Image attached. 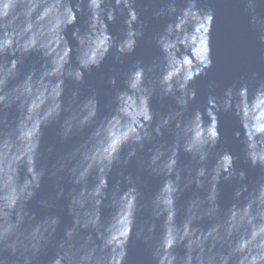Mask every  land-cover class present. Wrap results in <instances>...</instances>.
Segmentation results:
<instances>
[{
    "label": "clouds",
    "instance_id": "9594fccd",
    "mask_svg": "<svg viewBox=\"0 0 264 264\" xmlns=\"http://www.w3.org/2000/svg\"><path fill=\"white\" fill-rule=\"evenodd\" d=\"M143 2L165 22L152 37L160 55L147 64L136 60L123 88L116 76L108 78L112 107L98 119L96 94L83 95L79 85L110 53L118 62L134 53L146 27L138 0H0V264H39L50 247L48 264H125L133 233L148 247L153 264H264V77L252 73L222 96L208 95L203 111H189L197 95L193 81L213 64L215 9L202 7V0ZM234 2L264 54V0ZM78 14L83 25L77 24ZM118 18L122 28L113 36L109 24ZM33 54L39 65L21 73ZM66 82L74 85L68 95ZM154 97L171 98L175 106L154 112ZM221 112L239 122L242 132L234 135L244 160L261 170L253 181L235 166L238 157L216 151ZM53 124L61 141L91 131L49 170L40 165L41 141L43 129ZM181 153L188 164L181 163ZM134 158L162 177L143 203L139 178L125 175ZM115 168L120 171L113 177ZM46 174L55 180V200L67 199L71 217L58 239L61 217L38 216L30 208ZM222 182L234 185L227 207L219 200ZM189 191L179 208L178 199ZM55 200L40 205L52 209ZM106 202L112 209L107 221ZM142 207L150 219L137 223Z\"/></svg>",
    "mask_w": 264,
    "mask_h": 264
},
{
    "label": "water",
    "instance_id": "95a60500",
    "mask_svg": "<svg viewBox=\"0 0 264 264\" xmlns=\"http://www.w3.org/2000/svg\"><path fill=\"white\" fill-rule=\"evenodd\" d=\"M202 7H213L215 9V20L213 22L211 32V47H212V67L207 69L205 75L197 77L191 87L196 89L197 95L194 101L190 102L189 111L197 108L203 111L208 95L222 96L225 89L233 85L239 86L242 80L251 77L252 73H257L260 77H264V54L259 50L253 34L248 30L246 17L242 8L238 6L234 0H202ZM137 10L140 12V19L146 25L145 36L138 41L134 53L123 58L122 62L114 60L111 53L106 57L99 69L93 68L90 72H86L84 83L79 85L82 94L88 95L94 92L99 101L98 119L107 115L111 110L110 100L114 94L113 87L108 84L110 76L117 77V87L123 88L124 77L127 70L134 64L136 60H142L145 64L150 63L152 59L160 55L159 49L152 41L155 33L162 30L164 21L154 18L151 10H146L143 0H138ZM85 18L78 14V25L84 24ZM122 28V18H118L115 22L109 24V31L113 36H119ZM71 31L68 30V38L71 41ZM74 43V41H72ZM40 58L38 54H33L25 58L24 63L20 66L21 73H26L33 65L38 66ZM74 87L71 82H66L65 95ZM82 95V98H83ZM174 105L171 98L161 100L159 97H154L151 101V107L154 112L167 111L168 105ZM16 117L15 110L8 113V120L13 121ZM207 116L205 120L207 121ZM241 130L239 122L233 113H219V131L221 138L216 146V151H230L234 156L238 157L235 161V166L238 169H243L246 172L248 181L255 180L260 174L259 168H252L243 157V145L240 140L235 138L234 133ZM91 129L85 130L81 136L72 137L67 141H61L59 136V126L53 124L43 129V137L41 141L42 159L40 165L51 169L58 159L66 152L80 142ZM242 132V130H241ZM171 142L170 138L165 136ZM51 147L52 152L47 149ZM145 153L146 158L147 148ZM125 152L127 149L124 150ZM189 157L181 153V163L188 164ZM120 169L115 168L112 176L116 177ZM131 174L133 178H139L140 190L143 193L144 201L150 200L158 190L162 177L155 176L149 171L141 168L136 158H134L127 168L125 175ZM114 179L110 178L109 187L114 184ZM65 191L70 187L67 181H64ZM123 187V186H122ZM219 200L222 207H227L232 203L234 185L222 182L219 186ZM55 180L49 178L46 174L42 180L41 188L36 197L30 203V208L37 213L38 216L45 214H56L61 217V225L57 232V239L63 235L65 227L71 225V217L67 213V199L60 198L55 200L56 196ZM200 194H203L202 192ZM192 195V192H185L178 199L179 208H183L187 199ZM55 200V206L52 209L44 208L40 205L42 200ZM112 214V209L106 205L102 208V218L107 221ZM182 218L178 216V220ZM137 223L150 219L149 210L141 208L137 213ZM177 252L182 254V249H177ZM53 249L50 247L46 253L39 257V264H48V260L53 255ZM125 264H153L151 253L143 241L136 239L135 233L128 243V254Z\"/></svg>",
    "mask_w": 264,
    "mask_h": 264
}]
</instances>
